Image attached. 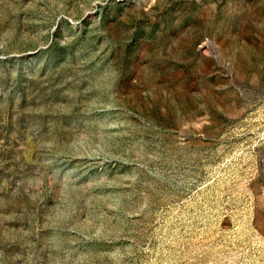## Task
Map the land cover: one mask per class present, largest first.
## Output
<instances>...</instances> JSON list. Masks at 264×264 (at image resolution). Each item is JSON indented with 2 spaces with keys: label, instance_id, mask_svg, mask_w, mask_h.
Here are the masks:
<instances>
[{
  "label": "rangeland",
  "instance_id": "rangeland-1",
  "mask_svg": "<svg viewBox=\"0 0 264 264\" xmlns=\"http://www.w3.org/2000/svg\"><path fill=\"white\" fill-rule=\"evenodd\" d=\"M0 264H264V0H0Z\"/></svg>",
  "mask_w": 264,
  "mask_h": 264
}]
</instances>
